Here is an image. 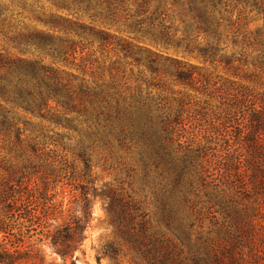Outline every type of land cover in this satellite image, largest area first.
I'll use <instances>...</instances> for the list:
<instances>
[{"label":"rangeland","instance_id":"rangeland-1","mask_svg":"<svg viewBox=\"0 0 264 264\" xmlns=\"http://www.w3.org/2000/svg\"><path fill=\"white\" fill-rule=\"evenodd\" d=\"M57 1L0 0V58L3 62L38 60L46 66L55 63V68L84 79L86 85L97 92L107 87L114 103H138L148 99L149 105L155 106L163 100L162 104L176 112L182 101L190 100L191 113L184 114L182 124L177 127L190 131L186 137L194 138V147H201L206 153L199 162L203 161L211 172L214 158L227 156L222 131L212 126L225 105H221L220 99L211 100L206 117L196 115L194 111L204 108L203 103L209 98L195 82L178 81L177 66L165 58L197 67L196 72L211 78L212 90L223 84L229 88L239 85L264 94V72L258 64L264 61V0H250L248 5L221 0L223 17L239 20L236 34L229 31L226 21L220 29L219 58L235 60L230 66L225 61L220 63L219 58L214 64L204 63L182 51H165L149 41L142 44L133 39L137 36L129 33V23L124 22L128 13L136 9L129 0L110 11L105 0H92V8L87 11L84 7L62 10L57 7ZM164 1L166 7L173 10L168 12L171 15L168 24L178 28L181 35L183 24L179 8H171L170 1ZM151 2L156 5L154 0ZM58 16L94 29L81 39L74 37L85 50L77 49L73 64L54 62L49 53L35 47L18 46L25 36L37 33L64 37L63 32L54 33L49 27V22ZM127 42L135 46L129 56L122 48ZM196 42L206 44L203 37ZM4 73L6 67L0 65V75ZM56 110L52 101H47L42 110L32 111L0 97V264H7L9 256L13 257L14 264L16 251L22 257L15 264H147L144 257H162L165 249L171 252V257L183 251L179 257L190 259L192 250L180 236L176 222L170 221L169 227L166 225L171 215L164 202L163 167L154 162L134 134L136 131L120 136L118 130L113 132L110 144L93 143L86 139L84 116L78 113L64 116ZM68 120H72L71 123ZM233 127L235 129L230 128L234 132L230 136V151L239 156L240 150L243 157L238 171L235 172L233 166L231 179L235 173L245 171V160L249 157L247 141L234 143V136L241 133L243 139L244 134L236 125ZM178 144L179 141L174 147ZM250 173L245 181H249ZM84 190L90 202L84 239L77 248L69 242L71 249L63 258L52 248L49 232L52 235L77 220L84 223ZM119 195L125 200L132 199L147 214L146 220H150L145 229L146 237L139 236L133 244L120 233L110 210L111 198ZM201 206L199 204L198 209ZM238 210L241 218L238 225L245 242L244 257H258L264 264V196L242 199ZM211 231L210 236L215 239L224 235L207 220L202 223V229L195 227L194 234L206 235ZM196 236L192 238L193 243ZM228 250H224L225 257H230Z\"/></svg>","mask_w":264,"mask_h":264},{"label":"trees","instance_id":"trees-1","mask_svg":"<svg viewBox=\"0 0 264 264\" xmlns=\"http://www.w3.org/2000/svg\"><path fill=\"white\" fill-rule=\"evenodd\" d=\"M129 1L136 9L131 14L128 13L124 22L129 23L127 25L129 33L137 36L133 39L142 44L149 41L154 47L163 48L165 51H182L189 56L202 59L204 63L218 62L222 22L226 21L227 28L234 31V34L239 32V20L232 21V17H223L220 9L221 0H169L171 8H179L178 14L183 24L181 35L178 28L168 24L171 19L168 12L171 9L166 7L164 0H154L155 6L151 0ZM235 2L248 5L247 2L250 0ZM105 3L110 11L112 8L121 7L124 0H105ZM57 7L67 11L81 10L84 7L87 11L92 8V0H58ZM49 27L54 33L63 32L65 36L37 33L25 36L18 46L35 47L40 52L49 53V58L54 62L73 64L77 49H81V52L85 50L74 37L81 39L94 30L63 16L49 22ZM200 37L206 41L205 45L197 44L196 40ZM122 48L129 56L133 54L135 46L127 42ZM140 51H143V48ZM165 59L177 66L178 81L195 82L201 93L209 98L203 103L204 108L194 111L196 115L205 118L211 100L220 99L221 105H225L212 126L219 127L218 129L222 131L220 135L226 141L227 156H214L216 161L211 172L203 161L199 162V158L203 160L206 153L201 147H194V138L186 137L190 131L177 127L182 124L183 115L191 113L190 100L182 101L180 110L176 112L164 105L165 103L162 104L163 100L155 106L149 105L148 99L138 103L127 104L126 101L114 103L106 90L107 87L97 92L88 87L84 79L55 68L53 66L55 63L46 66L38 60L3 62L2 58L0 65L6 67V73L0 75V97L25 110H42L47 101H52L55 103L56 111L61 115L78 113L85 117L86 139L93 143L110 144L113 132L118 130L120 136L125 135L127 131H136L134 134L143 142V147L149 151L154 162L163 167L162 176L164 174L166 182L163 186L164 202L168 204L171 215L166 225L169 227L170 221L172 224L176 222L180 236L192 250V257L188 259L179 257L183 251L177 257H171V252L164 248L162 257H144L147 264H261L258 257H244L245 242L238 225L241 219L238 205L242 199L251 195L264 196V94L239 85L237 88H229L223 84L212 90L209 87L211 78L196 72L197 67L176 60L174 62L169 57ZM219 59L220 63L225 61L227 66L235 62L223 56ZM258 62L259 69L264 72V61ZM196 74L198 78L195 77ZM68 121L71 123L72 120ZM233 125L244 134L243 139L241 133L238 137L234 136L236 141L234 143L247 141L249 157L245 160L247 164L245 171L242 174L235 173L231 179L233 166L235 172L238 171L242 163L240 159L243 157L240 150L239 156L237 152L230 151L232 149V145L229 144L230 136L234 133L230 128L235 129ZM184 138L187 141H182ZM178 141L176 148L174 146ZM249 172H251L249 181H245L244 178ZM87 194L84 190L86 196L82 206L84 223L77 220L69 223L64 229L56 230L52 235L49 232L52 248L63 258L71 249L69 242L77 248L84 239L90 217ZM199 204H202L200 209ZM22 205L25 204L20 206ZM110 210L126 241L133 244L137 242L139 236L146 237L145 229L148 228L150 220H146L147 214L142 212L132 199L125 200L122 195L114 196L111 198ZM204 220L212 227H218L224 235L215 239L210 236L212 231L206 235L198 232L194 234L195 227L202 229ZM194 235L197 236L193 243ZM225 249L226 251L230 249L228 250L230 257H225ZM157 250L158 248H155V251ZM16 253L18 256L14 258V264L22 257L19 251ZM113 254L116 256L117 252L114 251ZM112 258L116 260L117 257ZM12 259L13 257L9 256L7 264H13Z\"/></svg>","mask_w":264,"mask_h":264}]
</instances>
